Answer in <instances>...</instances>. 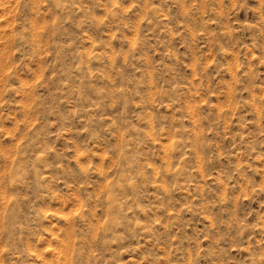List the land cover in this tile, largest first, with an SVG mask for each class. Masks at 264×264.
Listing matches in <instances>:
<instances>
[{
    "label": "rangeland",
    "instance_id": "374dc122",
    "mask_svg": "<svg viewBox=\"0 0 264 264\" xmlns=\"http://www.w3.org/2000/svg\"><path fill=\"white\" fill-rule=\"evenodd\" d=\"M0 264H264V0H0Z\"/></svg>",
    "mask_w": 264,
    "mask_h": 264
}]
</instances>
